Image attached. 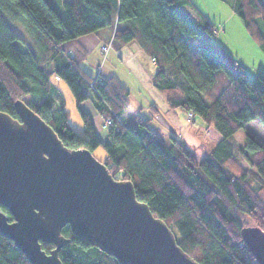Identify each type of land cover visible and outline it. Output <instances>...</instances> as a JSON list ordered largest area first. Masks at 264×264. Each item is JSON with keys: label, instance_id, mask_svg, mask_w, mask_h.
I'll use <instances>...</instances> for the list:
<instances>
[{"label": "trees", "instance_id": "16d2710c", "mask_svg": "<svg viewBox=\"0 0 264 264\" xmlns=\"http://www.w3.org/2000/svg\"><path fill=\"white\" fill-rule=\"evenodd\" d=\"M225 1L264 52V0ZM189 5L191 0H0V112L19 120L15 102L22 100L69 149L103 148L110 174L134 184L137 200L199 264H258L242 230L264 231V142L250 131L243 145L234 136L254 120L264 125V73L251 78L215 42L208 19L187 13ZM106 28L116 49L136 44L155 60L153 83L171 110L200 117L222 136L203 159L178 138L164 139L141 116L126 126L127 87L115 76L92 77L83 69L88 51L80 38ZM55 76L68 85L78 108L91 99L103 119H113L106 142L80 109L83 132L73 129ZM62 235L71 240L60 251L63 264H120L69 226ZM42 248L50 253L55 246ZM0 264L31 263L0 234Z\"/></svg>", "mask_w": 264, "mask_h": 264}, {"label": "water", "instance_id": "95a60500", "mask_svg": "<svg viewBox=\"0 0 264 264\" xmlns=\"http://www.w3.org/2000/svg\"><path fill=\"white\" fill-rule=\"evenodd\" d=\"M15 109L19 120L0 112V234L31 264H63L66 226L120 264H199L131 181L116 180L89 150L66 147L22 100ZM242 238L264 264V231L247 227ZM42 243L55 248L47 253Z\"/></svg>", "mask_w": 264, "mask_h": 264}, {"label": "rangeland", "instance_id": "374dc122", "mask_svg": "<svg viewBox=\"0 0 264 264\" xmlns=\"http://www.w3.org/2000/svg\"><path fill=\"white\" fill-rule=\"evenodd\" d=\"M58 5L64 12L63 5L61 3ZM185 10L197 20L200 19V14L208 19L214 28L212 30L214 32L215 42L223 46L232 57L239 61V63L245 67L251 78H255L259 73H264V52L248 34L241 19L233 12L229 1L191 0V5L186 6ZM14 27L26 40H28L26 32L21 25L16 23ZM104 30L106 31L102 33L101 37L106 39V35L111 29L106 28ZM98 34L99 33H93L80 38V42L88 45L89 50L87 59L95 66V68L92 66V71H94L92 75H96L102 72V70H104L103 74H105L106 69H108V71H113L122 79H119L120 82L127 87L129 92H131L132 98L136 100L135 107L138 106L140 102H145L144 99L146 94H142V85L139 82V76L135 68L129 63L121 61L118 55H113V58L110 57L109 54L116 48L111 40L104 41ZM135 45L136 44L126 47L133 49L132 46ZM103 46H109L107 53L102 51ZM96 70L98 71L96 72ZM55 84L61 90L65 107L70 114L69 122L71 126L77 133L82 134L84 127L83 120L71 90L61 79L55 81ZM158 93L164 97L159 91ZM134 106H132L131 109H129L130 111L128 110L124 116L125 121L129 124L136 121V118L131 115L136 109ZM155 109L158 114H155L152 110H142V116L147 117V115L152 114L153 117H156L154 122L150 121V126L152 128L160 127L162 133H159L164 136L163 138L166 140L171 134H174L185 146L192 150L199 159H203L207 155L208 150L222 138L214 127H207L198 116L190 119L188 113L182 109L172 110L170 115H168L159 102L156 103ZM84 111L89 110L86 108ZM247 131L255 133L258 139L264 142V125L261 121L254 120L235 134L234 140L237 144L243 145L245 143ZM93 155L102 163L107 158V154L103 148H98ZM243 165L247 168L245 164Z\"/></svg>", "mask_w": 264, "mask_h": 264}, {"label": "crops", "instance_id": "0c3cea01", "mask_svg": "<svg viewBox=\"0 0 264 264\" xmlns=\"http://www.w3.org/2000/svg\"><path fill=\"white\" fill-rule=\"evenodd\" d=\"M104 31H106V30H102V31L98 32L99 33L98 36L100 38H102L101 35ZM112 35H113V31L111 30L107 33L106 39L105 38H102V39L104 41H106V40L110 41L112 38ZM103 43H105V42H103ZM81 44L85 47V49L87 51L89 50L88 45H86L85 43H82V42H81ZM132 47H133V49H130L129 47H123L119 50L113 49V51L109 54L110 57H112V58H113V55L114 56L118 55L119 58H121V61H125L126 63H129L133 68H135L136 73L139 76V77L137 76L139 79V82L142 85V89H143L142 94L143 93L146 94L145 99H144L145 102H140L139 105L135 107L134 105H135L136 100L134 98H132L131 92H130V107L122 115L123 122L128 127H134L136 125V121L134 123L132 122L129 124L124 119V116L126 115L127 111L129 109H131L132 106H134L136 108L134 110V112H132V114L130 113L132 116H134L135 118H136V116H141L143 119L150 120L153 122L155 121L156 117H153V115L149 114V113H148L149 115H147V117H144V116H142V110L148 109V110H152L155 114H158L156 109H155V106H156V103L159 102V103H161L164 111L168 115H170V112L172 111L169 108L166 99L164 100V97L158 93V90L154 86L153 77H154V74L156 72V63H154L152 61V58H150L146 53H144L138 46L135 45ZM82 66H83V69L92 77H97L99 74H102L103 76H106V77L115 76L118 80L119 79L122 80L120 77H118L117 74H115L113 71H108V69L105 70V74H103L104 70H102V72H99L96 75H92V72H94V71H92V69H93L92 66L94 68H95V66L92 65V63L89 61V59H87L82 64ZM97 71L98 70H96V72ZM58 80H60V79L56 76L52 79V82L56 88H58V87L56 86L55 81H58ZM58 90L61 93V90L59 88H58ZM61 95H62V93H61ZM131 98H132V100H131ZM86 108H88L89 111H84ZM65 109H66V107H65ZM79 109L85 113H88L91 116L92 123H93V126H94L96 133L98 134V136L100 137V139L103 142H106L107 141V131L104 130L102 127L103 117H101V115L98 114L96 107H95L94 103L92 102V100L89 99V100L85 101L84 103H82L80 105V108H78V110ZM149 125H151V124L149 123ZM152 129H154L158 132H161L160 127H155ZM170 136L176 137L174 134H171ZM162 137H164V136H162Z\"/></svg>", "mask_w": 264, "mask_h": 264}, {"label": "built area", "instance_id": "2783aa9c", "mask_svg": "<svg viewBox=\"0 0 264 264\" xmlns=\"http://www.w3.org/2000/svg\"><path fill=\"white\" fill-rule=\"evenodd\" d=\"M109 46H103L102 47V51L103 52H108ZM153 61L155 62V60L153 59ZM91 86H93V84H91ZM190 119H193V115L189 114L188 115ZM120 124H122V122H120ZM102 127L104 130H108L111 129L112 127H114V122L112 118H108V119H103L102 121Z\"/></svg>", "mask_w": 264, "mask_h": 264}, {"label": "snow or ice", "instance_id": "6c2138e0", "mask_svg": "<svg viewBox=\"0 0 264 264\" xmlns=\"http://www.w3.org/2000/svg\"><path fill=\"white\" fill-rule=\"evenodd\" d=\"M5 215H7V213H5Z\"/></svg>", "mask_w": 264, "mask_h": 264}]
</instances>
